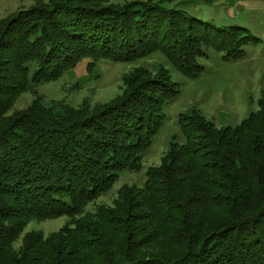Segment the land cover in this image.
Listing matches in <instances>:
<instances>
[{
	"label": "trees",
	"instance_id": "1",
	"mask_svg": "<svg viewBox=\"0 0 264 264\" xmlns=\"http://www.w3.org/2000/svg\"><path fill=\"white\" fill-rule=\"evenodd\" d=\"M175 0H47L0 18V264H264V98L236 127L197 109L142 188L124 186L111 207H87L161 130L179 94L169 69L136 68L107 103L46 106L37 88L87 62L133 63L161 53L184 77L205 72L210 50L245 55L240 27L215 28L164 4ZM36 95L24 110L23 94ZM66 216L45 237L32 221Z\"/></svg>",
	"mask_w": 264,
	"mask_h": 264
},
{
	"label": "rangeland",
	"instance_id": "2",
	"mask_svg": "<svg viewBox=\"0 0 264 264\" xmlns=\"http://www.w3.org/2000/svg\"><path fill=\"white\" fill-rule=\"evenodd\" d=\"M39 2L47 0H0V18L30 9ZM164 5L215 28H244L249 37L244 47L245 55L226 61L224 54L210 50L207 57L200 59L205 72L195 80L178 73L161 53H156L133 63L101 61L94 72L87 71L85 62L58 81L40 85L37 95L43 97L46 106L64 102L76 108L84 102L94 106L111 101L122 93L124 74L136 68L157 71L163 66L170 70L178 85L179 94L163 108L165 121L161 130L141 155L143 169L140 172L124 171L106 194L87 207V212L95 213L100 206L112 207L119 190L126 185L143 187L147 170L161 163L170 144L174 141L185 143L180 124L182 114L195 108L218 128L236 127L259 110V102L264 98V0H175ZM35 97L31 93L23 94L11 113L26 109ZM69 221L66 216L32 221L15 246L21 245L28 232H41L48 237Z\"/></svg>",
	"mask_w": 264,
	"mask_h": 264
}]
</instances>
